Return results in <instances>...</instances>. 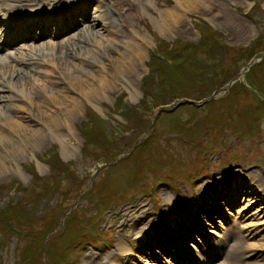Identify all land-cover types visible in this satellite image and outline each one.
Returning a JSON list of instances; mask_svg holds the SVG:
<instances>
[{
    "label": "rangeland",
    "instance_id": "1",
    "mask_svg": "<svg viewBox=\"0 0 264 264\" xmlns=\"http://www.w3.org/2000/svg\"><path fill=\"white\" fill-rule=\"evenodd\" d=\"M65 1L72 8L84 1L93 21L106 11L122 37L114 40L126 45L138 37L142 60L130 82L111 83L96 97L73 95L80 103L69 129L59 126V135L46 130L39 136L28 128L19 152L0 150V264H103L121 255L118 248L127 241L134 256L123 264H180L167 254L181 258L179 252L205 243L213 246L209 264H264V196L248 181L250 171L264 177V0ZM112 10H122V17ZM204 27L220 35L206 50L209 59L192 49L180 58L181 46L196 48ZM77 33L27 43L40 47ZM23 44L7 52L22 59ZM85 54L70 57L60 70L69 71ZM153 57V66L167 67L165 76L158 77L162 69L150 73ZM31 62L26 67L36 75L28 78V92L54 80L50 56ZM252 63L214 100L174 107L183 99L210 97ZM7 74L0 69V118L10 117L6 97L23 91L6 83ZM66 84L69 95L71 82ZM159 107L164 109L155 115ZM187 199L196 208L192 216L183 210ZM204 201L209 206L200 214ZM167 202L190 223L179 222L185 237L155 242L158 224L167 225ZM16 223L20 235L11 230ZM148 228L150 240L136 246L138 232L145 235ZM223 231L227 243L218 247L214 240Z\"/></svg>",
    "mask_w": 264,
    "mask_h": 264
},
{
    "label": "bare ground",
    "instance_id": "2",
    "mask_svg": "<svg viewBox=\"0 0 264 264\" xmlns=\"http://www.w3.org/2000/svg\"><path fill=\"white\" fill-rule=\"evenodd\" d=\"M110 1H112L111 4L114 5V0ZM66 3L67 2L63 0H0V16L5 17V19L10 17L11 19L8 21V23L12 22L13 20L16 22L15 24H12V31L18 29V25L20 24L17 20L22 19L23 15L30 16L32 17L31 19L35 18L36 16H40V20L32 22L30 27L26 26L23 30H21V32L24 33V36L35 31L33 30L35 26L38 27L37 30L39 32H36L38 34L33 33V35H36L38 40L44 35H48L47 37H49L51 40H55L57 37L70 31L78 30V33L74 37H66L67 40L65 39L64 42L59 41L58 43H50V45L43 44L40 47H31L30 44H23L26 45L24 49L26 50V53L22 55L23 57L21 56L22 59L15 58L14 56L17 54H14L12 57L10 54L5 56L0 53V69H3L5 73L8 72L7 77L5 76L6 83L10 84L12 88L15 89L18 87L19 89L21 87L23 88V91L20 89V94H22L21 97L18 95L15 97H6L7 99L9 98L10 101L6 106V112L10 113V117L4 116L0 118V150H2V155L9 151L10 153L20 151L22 147L20 146L19 138L22 142L26 140L25 138L27 134H24V131L26 130L27 132L28 128H32L30 131H33V134L37 133L39 136L46 130L53 136L59 135V126L67 129L69 127L68 125L70 124L67 121L70 119V116L78 110V105L80 102H78L76 98H73V95H80L84 99L96 97L99 94L104 93V90H106L108 85L111 83L130 82L128 80L131 79L136 69H138V64L142 60L139 50L140 40L138 37H134L132 43L130 42L126 45L120 44L114 40L116 34L119 36L118 38L121 37L118 31L119 27L117 30L115 22L113 21L112 17L109 16V14H106V11L101 10V15L97 16L98 19L93 21L92 19H89L87 4H84L81 7L77 6L74 8V10H68L70 4ZM83 3L84 1L78 5ZM66 11H68L69 15L67 14L68 16L65 17V15L62 13H65ZM96 11L99 12L98 10ZM112 13L114 15L116 14L117 18L122 17V10H112ZM63 18H67V20L72 23L68 24V22L65 24ZM173 18L174 13H171L170 22H172V24H174L175 21ZM100 20L103 21L102 24L99 22ZM19 27L23 28L22 25ZM122 27L125 26L122 25ZM49 28L53 29V33L50 32L47 34V30ZM108 29L110 30L108 31ZM7 31L9 30H5V32ZM105 31L107 32V36H111V39H107L101 35L100 32L103 33ZM32 38L33 36L24 38L20 41H30ZM92 44H95V47H93V50H89L87 46ZM79 53L87 54H85V57L79 60L77 65H73V68L69 71L60 70L62 67H68V64L70 65L69 58H73ZM47 56L51 57V61L54 66L51 72L54 75V80L48 81L47 85H43L42 87H38L40 86L38 85L32 91L28 92V85L30 83L29 77L31 76V72L33 73V76L36 75V72L33 71L32 68H27L26 66L30 64L31 60L38 61L39 59H42V57L45 58ZM12 61H14L17 65H23V68L19 69L18 71H15L13 68L11 69V67H14L9 64ZM109 67L111 68L112 73L107 75L105 72H107L106 69H109ZM2 81H4V79ZM61 81H64V83ZM69 82H71L73 86L69 84L71 94L68 95L66 89L68 87H66V83ZM2 86L5 85L2 84ZM7 91L9 90L7 89ZM12 102L14 103L12 104ZM15 103L17 105H15ZM65 103H68L67 107L64 106ZM32 113H35L36 116H32ZM31 117L36 119H32ZM33 124L34 126H31ZM2 155H0V161H4L3 159H5L4 156L2 158ZM244 171H247V169ZM249 174L252 175V180L251 178L248 180L250 183V189L253 190L252 187H256L258 189L257 191H259V193L263 194L264 196V177L257 172L250 171ZM229 178L230 177H228V179ZM228 203L231 204L230 201H228ZM214 204L215 203L212 205ZM208 206V203L206 204L204 201L200 207V214H202V212L205 210V207ZM194 207L193 201L187 199L183 210L190 212L192 216V212H195L196 209ZM214 213L216 214V210H214ZM136 215L137 217L140 216L139 214ZM163 217L167 225L162 227V223L158 224L160 229L154 232L156 238L155 242L159 239L162 243H166L172 240V236L185 237V230L182 231L179 226V222H187V226H189L190 219H187L188 217L178 219L177 213L173 212L169 202H167ZM192 224L193 223H191V225ZM249 225H252V223L245 226ZM219 229L225 230V228L221 226ZM151 230L152 229L148 228V231H146L147 234L145 235L143 231L140 233L138 232V237L136 240H133L136 246L143 244V240L148 238L150 240L151 234H153ZM128 243L129 241H127V244ZM127 244H123L121 246L119 245L120 247L118 250L120 251L121 255H114L113 257L106 260V263L104 262L103 264H123L125 263L123 261H130L129 257L131 258L134 256L132 255L134 248ZM202 244H204V242ZM217 244L219 246L221 241ZM207 246H209L208 243ZM212 247L213 246L210 245L211 249ZM199 249L201 248L198 246L193 250L199 251ZM180 253L183 254L182 251L179 252V254ZM190 256L194 258L197 263L203 262L205 260L195 253H192ZM86 260L88 261L89 259L86 258ZM97 264H101V262ZM180 264L186 263L183 261Z\"/></svg>",
    "mask_w": 264,
    "mask_h": 264
},
{
    "label": "trees",
    "instance_id": "3",
    "mask_svg": "<svg viewBox=\"0 0 264 264\" xmlns=\"http://www.w3.org/2000/svg\"><path fill=\"white\" fill-rule=\"evenodd\" d=\"M199 33H200V39H199V43H198V45L196 46V48H190L188 45H182L181 46V52H180V54H179V56H180V58H186V57H184V56H186L185 54H187L186 52H189V50L188 49H192V51L190 52V53H195V52H197V53H199V52H201V53H204V54H206V58H208L209 59V54L210 53H208V51H206V50H208L207 48H211L212 46H214V45H216L217 44V39H219L220 40V35L219 34H217V33H215V32H213V31H210V29H208L207 27H204V29H201V30H199ZM185 52V53H184ZM184 55V56H183ZM154 63H156V61H155V59H154V57L152 58V63H151V65L153 66L154 65ZM164 67H166V66H164ZM164 67L161 65V64H158V65H156V67L155 66H153V69L151 68V72L150 73H155L157 70H159V69H162V71L161 72H159V74H158V77H160L161 75H164L165 76V73H166V71H165V69H164ZM167 68V67H166ZM156 74V73H155ZM165 78V77H164ZM151 80V81H150ZM150 82L149 83H151L152 82V79L150 78ZM164 82H166V83H164L165 84V86L166 87H170L172 84L171 83H168V79L166 80V81H164ZM160 88H161V86H160ZM52 173H55V171H54V169H52ZM2 220V223H3V219H1ZM1 223V222H0ZM9 225H11L10 223H9ZM6 228V231H8L9 229L7 228V227H5ZM20 223H16V225H14L12 228H11V230L13 231V232H15L14 234H19L20 235ZM17 231H18V233H17ZM30 234H28L26 237H29L30 238V236H29ZM33 237L31 238V239H36V237H35V235H32ZM25 238V235H23V239Z\"/></svg>",
    "mask_w": 264,
    "mask_h": 264
},
{
    "label": "water",
    "instance_id": "4",
    "mask_svg": "<svg viewBox=\"0 0 264 264\" xmlns=\"http://www.w3.org/2000/svg\"><path fill=\"white\" fill-rule=\"evenodd\" d=\"M259 61H261V58H260ZM259 61H258V62H259ZM253 64H255V63L248 64V65H246V67L242 68L241 71H240V73H239L238 75H236L235 77H233V79H232L230 82H228L227 84H225L223 87H220V88L216 89V90L211 94L210 97H208V98H206V99H203V100H201V101H199V102H194V101H191V100L183 99V100L177 102V103L175 104L174 107L179 106V105H183V104H186V105H189V106L198 107V106L203 105V104H205V103H207V102H209V101L214 100L215 98H217L218 96H220L222 93H224V92L227 90V88L230 87V86L232 85V83L238 81V79H239V77H240V74H241L242 72H244L246 69H248L249 67H251ZM163 109H164L163 107H159V108L157 109L155 115H158ZM154 118H155V117H154ZM153 120H154V119H153ZM152 124H153V123H150V127L152 126ZM150 127H149V128H150Z\"/></svg>",
    "mask_w": 264,
    "mask_h": 264
}]
</instances>
